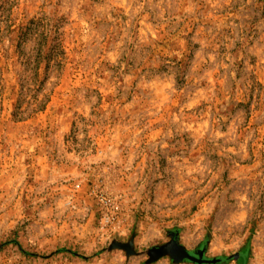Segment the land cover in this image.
<instances>
[{
	"label": "rangeland",
	"instance_id": "374dc122",
	"mask_svg": "<svg viewBox=\"0 0 264 264\" xmlns=\"http://www.w3.org/2000/svg\"><path fill=\"white\" fill-rule=\"evenodd\" d=\"M0 264H264V0H0Z\"/></svg>",
	"mask_w": 264,
	"mask_h": 264
},
{
	"label": "trees",
	"instance_id": "16d2710c",
	"mask_svg": "<svg viewBox=\"0 0 264 264\" xmlns=\"http://www.w3.org/2000/svg\"><path fill=\"white\" fill-rule=\"evenodd\" d=\"M59 46H60V45H58L57 47H55V58L60 57V55H61V53L58 51V49L61 50V49L59 48ZM35 106H36V108H38V109H40V108L42 107V105H41L40 103H38V104L35 105Z\"/></svg>",
	"mask_w": 264,
	"mask_h": 264
},
{
	"label": "water",
	"instance_id": "95a60500",
	"mask_svg": "<svg viewBox=\"0 0 264 264\" xmlns=\"http://www.w3.org/2000/svg\"><path fill=\"white\" fill-rule=\"evenodd\" d=\"M160 250H161V249H159V250H157V251H153V250H152L151 252H153V253H157V254H158Z\"/></svg>",
	"mask_w": 264,
	"mask_h": 264
}]
</instances>
